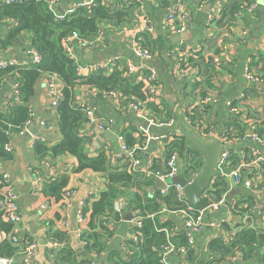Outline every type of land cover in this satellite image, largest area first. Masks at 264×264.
<instances>
[{"label": "crops", "instance_id": "0c3cea01", "mask_svg": "<svg viewBox=\"0 0 264 264\" xmlns=\"http://www.w3.org/2000/svg\"><path fill=\"white\" fill-rule=\"evenodd\" d=\"M4 0H0V4ZM90 0H63L58 6V13L65 11L74 12L80 3H88ZM127 2L126 0H108L105 6L114 9L119 4L135 6L134 22L123 25H116L112 22H102L99 26L97 36L87 38L89 43L77 40L69 36L65 41V51L78 68V74L87 77L90 74L85 71V67L91 63L106 61L111 58H119L122 63L131 60L134 64H139V60L134 57L133 48L135 39L140 28L145 25V34L153 38L162 36L165 40H170L172 47H165L156 54L155 65L160 72L162 92L156 101L145 103L134 97H127L116 91L115 94L102 93L88 85H80L75 88V105L78 107L89 106L95 115H100L106 120L113 122L110 131H100L95 125L86 124L81 129V135L87 139L85 152L90 157H97L101 153L107 156L109 167L124 168V160L128 157L122 149L119 134L123 135V141L127 143L126 134L132 132L134 145L129 146L130 150H135L139 164L135 172L145 174L154 170L162 171L165 167L164 160L167 156V145L174 140L184 137L181 129L191 133L185 122L187 110L196 107L202 113L204 108H200V99L205 91L209 93V87L202 83L205 79L204 73L207 67L201 64L205 60L204 56L217 55L222 60V69L216 72L215 81L211 93L214 96L212 106H208L204 119L206 128L214 130L219 134L229 121L228 105L232 101H237L243 94L246 101L240 106L242 113L238 121L231 126L234 135H252L256 119L264 121V87L259 89L258 84L264 85V0H243V5L249 7L255 5L253 12H244L243 17L235 14L236 21L233 24L219 27L217 22L209 23L211 13L214 12L215 0H186L192 13L185 33L190 34L187 41L172 43V38L177 36L167 31L165 23L166 11L157 0H139ZM242 5L239 6V8ZM12 22V21H11ZM13 23V22H12ZM10 23V24H12ZM5 24V23H3ZM9 23V27L11 26ZM8 27V28H9ZM7 25L2 26V35L7 36L9 29ZM184 34V33H183ZM82 40V39H81ZM32 45V35L29 32L22 33L6 48L0 45L2 55L0 60L14 61L18 66H29L30 58L27 49ZM172 48H176L178 55L170 57L168 55ZM198 53L200 56H195ZM185 59V74L179 75L177 60ZM190 60H193L191 63ZM253 70L262 77L261 83H254L247 77L246 71ZM53 79L57 90L62 95L64 83L56 75H45L36 83L35 95L28 103L32 117V124L25 133H11V147L13 158L4 162V170L8 172L14 183V189L18 195V210L20 222L14 228L16 237L20 241L32 242L36 245V254L33 256L38 264H71L62 259L61 252L67 247L70 248L79 259H89L86 244L83 242L82 234L88 230L90 215L84 213V209L93 202L100 199L101 194L107 188V177L92 170L78 172V160L71 155L52 157L48 155L47 164L39 158L35 151L36 143H45L48 146L57 145L61 139L59 130V115L56 108H52V96L50 94L47 80ZM204 81V80H203ZM2 82V81H1ZM200 86L194 88L196 83ZM216 83V84H215ZM16 84L14 79L0 83V106L8 107L15 101L12 88ZM206 88H203L205 87ZM214 89V90H213ZM201 92V93H200ZM21 101L18 103L20 104ZM142 103L143 109L136 112L131 104ZM14 103V104H18ZM149 118L163 121L162 125H150ZM257 119V120H258ZM205 121V120H204ZM199 122V121H198ZM42 123L44 126H42ZM202 123V122H201ZM145 130L139 133L138 127ZM109 133L113 134L109 135ZM238 137V138H239ZM235 138L229 145L231 152V162L233 168H238L243 164L242 152L257 148L264 155V142L252 144L250 142L240 143ZM181 173L178 176L187 181L196 173L186 171L183 159H180ZM259 171L260 186L255 190L244 188H229L224 192L225 201L229 205L222 206L218 210L207 213V220L214 224L225 221L228 226L234 227L242 222L244 216L236 213L233 208L242 197L251 195L255 199L256 206L252 208L253 228L264 229V210H256L264 207V163L258 169L257 165L248 166L242 169L244 177H249ZM67 177V185L64 192L74 191L73 197L67 202L63 195L60 199L50 197L45 194L46 184ZM222 177L216 176L215 180ZM153 186L150 193L160 192L158 183L162 182L150 177ZM214 180V181H215ZM227 182V181H226ZM64 194V193H63ZM208 197V194L205 195ZM211 200V199H209ZM120 203L121 221L110 223L111 236L108 237L107 248L100 255L92 254L95 264H108L110 254H121L126 259L130 258L131 251L126 242L132 233L133 220L136 213L128 207L124 197L118 199ZM214 201V200H213ZM216 202V201H214ZM225 202V203H226ZM244 208V206H243ZM251 207L248 208L250 210ZM84 213V221L79 222V213ZM133 214V215H132ZM131 219L125 220L126 217ZM162 223L171 221V232L186 230L185 222L181 216L163 215L159 218ZM225 223V224H226ZM242 224V223H241ZM228 234V233H227ZM225 238L223 230L207 228L204 232L194 235L196 244L185 255L173 254L168 257V264H208L209 252L208 244L215 237ZM61 237V238H58ZM17 248L13 258L14 263L23 262L25 254L21 248ZM264 252V247L262 248ZM194 252V257L190 260V252ZM262 253L257 252L251 259H244L243 254L230 259L228 264H264L260 261Z\"/></svg>", "mask_w": 264, "mask_h": 264}, {"label": "trees", "instance_id": "16d2710c", "mask_svg": "<svg viewBox=\"0 0 264 264\" xmlns=\"http://www.w3.org/2000/svg\"><path fill=\"white\" fill-rule=\"evenodd\" d=\"M243 0H228L222 15L218 20L219 27L233 24L235 14ZM135 6L119 4L114 9L98 1L89 10L77 8L64 20L58 21L55 12H52L42 0H28L22 4H0V21L2 26L10 24L9 34L2 35L0 45L8 47L22 33L29 32L32 35V46L37 48L42 55V63L39 65H29L19 68H8L0 71V83L14 79L20 89V104H12L8 107L0 106V161L6 162L13 158L12 153L5 150V145L11 141L10 134L19 133L21 128L30 120V109L28 103L35 95L37 81L45 75H56L63 83L62 100L56 108L59 115V130L62 136L61 141L55 146H48L45 143H36L35 151L41 159L48 155L52 157L71 155L78 160L77 171L92 170L107 177V188L101 194L100 199L93 202L84 209V213L90 215L88 230L82 234L83 241L86 242V251L89 259H79L76 254L66 248L61 252L62 259L71 264H95L93 253L100 255L107 248L108 237L111 236L110 223L121 221V216L114 209L115 202L124 197L130 210L138 214L141 212L143 226L139 232L141 236L138 243L132 240L126 242L131 254L126 259L121 254H110L108 264H161V246L167 243V236L163 231L165 228L170 231L171 221L162 223L159 219L162 211H177L185 208L186 204L179 201L175 193L162 196L160 192L150 193L149 189L153 186V181L145 174L134 172L130 165L124 168H111L108 164L107 156L101 153L97 157H90L85 152L87 139L81 135V129L88 123V118L83 109L75 105L74 91L80 85H88L100 92L119 91L127 97L137 98L139 101H147L144 86L135 84L124 76V72L117 67L110 74L94 73L87 77L79 76L76 63L68 57L65 51V41L73 33L79 32L82 38H93L99 32L102 22H112L116 25L129 24L134 22ZM217 22V21H216ZM5 23V24H3ZM1 26V30H2ZM2 34V31H1ZM141 46L151 52L162 51L165 47H172L170 40L163 39L162 36L153 38L148 33L141 35ZM192 63L193 60H190ZM201 64L207 67L204 73L205 79L202 81L207 87L213 84V75L216 73L204 60ZM2 81V82H1ZM201 82L196 83L194 88L200 86ZM206 93H203L204 97ZM198 108L190 107L186 115L193 121L208 123L204 119L203 113ZM258 119V118H257ZM256 121V133L260 138H264V121ZM205 120V121H204ZM230 138H238L227 132ZM127 146H133L134 140L132 132L126 134ZM129 147V146H128ZM167 157L177 153L186 165V171L197 172L199 164L204 159V154L194 146L187 138L180 137L167 145ZM233 163L230 162L229 168L232 170ZM154 171L158 169L153 167ZM67 185V177L58 178L49 182L45 187V194L60 199ZM228 184L225 179L220 178L214 181L210 190L207 192L211 201H218L222 198ZM244 206V208H243ZM256 206L255 199L251 195L241 198L233 208L237 209V214L252 217V208ZM251 207L250 210L248 208ZM209 218V216H207ZM14 225L4 219L2 212V197L0 195V233H5L7 240L0 243V258L12 260L16 255L17 248L10 240L13 234ZM223 230L228 233V241L218 236L208 244V264H228L230 259L243 254L244 259H251L261 252L260 261L264 263V229L253 228L249 224L238 223L233 228L228 224L223 225ZM136 232V228L132 229ZM171 232V231H170ZM230 232V233H229ZM61 238V237H58ZM177 247L186 246L187 237L184 230L175 232L170 239ZM194 257V252H190V260ZM257 257V256H256ZM19 264V263H13Z\"/></svg>", "mask_w": 264, "mask_h": 264}, {"label": "built area", "instance_id": "2783aa9c", "mask_svg": "<svg viewBox=\"0 0 264 264\" xmlns=\"http://www.w3.org/2000/svg\"><path fill=\"white\" fill-rule=\"evenodd\" d=\"M28 0H4L6 4H22L25 3ZM44 3L49 6L52 12H55V17L58 21H62L65 19L66 16L71 15L73 12L65 11L63 14L58 13V6L62 3L63 0H42ZM98 1H101L104 5L105 2L108 4V0H90L88 3H80L76 6L77 8H85L86 10H89L93 5H95ZM127 2L130 1H137L140 3L139 0H126ZM216 5L214 8V12L211 13L209 18V23H213L217 21L219 18L222 17L225 5L228 0H215ZM157 2L163 6L164 10L166 11V18L165 23L167 26V31L170 33H174L175 35H181L186 32L188 28V22L191 18V9L186 2V0H157ZM239 8L237 15L239 17L244 16V12H253L256 8L255 5L245 7L243 4ZM13 23H17L16 21L12 20ZM1 26L2 21H0V40H1ZM146 28L145 25H143L142 28L139 29L138 34L136 36V43L133 48L134 57L139 60V64H134L131 60H126L124 63L121 62L119 58H111L106 61H99L89 64L85 67V71H87L90 75L94 73H102L105 75L112 74L117 67L121 66V70L124 72V76L129 78L131 81H134L135 84H142L144 86L145 94L147 97V102L149 101H156L158 97L161 95L162 88H161V81H160V72L158 67L155 65L156 62V54L154 52H151L147 49H144L141 46V35L145 34ZM71 38H73L75 41L80 40L84 41L85 43H89L87 39H84L81 37L79 32H73L71 35ZM82 39V40H81ZM2 50L0 47V58ZM27 54L30 58L31 64L30 65H39L42 63V55L38 51L37 48L33 47L32 45L27 49ZM168 55L170 57H176L178 55L176 48H172ZM195 56H200V54L196 53ZM217 55H210V56H204L207 63L210 65L214 71L218 72L222 69L223 63L222 60H220ZM22 66H18L14 61L10 60H0V71L8 68H19ZM177 68L179 71V75L182 76L185 74L184 69H188L185 67V59L179 58L177 60ZM78 72V68H77ZM247 77L250 81L254 83H261L263 81L262 77L255 73L253 70L248 69L246 71ZM79 75V74H78ZM80 76V75H79ZM216 73L213 75L212 81H215ZM203 81L204 79L201 78ZM48 88L50 91V94L52 96V102L51 106L52 108H57L62 100V95L57 90L56 85L54 83L53 79L47 80ZM216 84V83H215ZM213 84L211 87H209V90L212 91ZM203 88H206L203 87ZM96 90V89H95ZM214 90V89H213ZM206 90H204L203 93H205ZM209 91L207 95L200 99V108H206L208 106H212L214 102V96ZM207 92V91H206ZM12 93L14 97V104L15 102L18 103L20 101V89L19 85L16 83L12 88ZM107 94H115L118 93L115 90L110 92H102ZM201 93V92H200ZM246 101V96L243 94L241 97L237 99V101H232L229 103V121L228 125L219 133L217 134L214 132V130H209L206 128V125L204 122H196L193 121L189 116H185V122L188 128L191 130V134L198 136L199 138L203 140H212L216 136H220L221 143L223 147H225L220 155V158L217 163L216 168V176L222 177L227 181L229 184V188H244L247 190H255L258 189L260 186L259 182V171L257 170L255 174H252L251 176L244 177L242 173V169L248 167V166H254L257 165L258 169L260 168L261 164L264 163V155H262L257 148L249 150H244L242 152V160L243 164L235 169H230V162H231V152L229 150V145L232 141L235 140V138H230L227 134L228 131L231 132V126L238 121L239 117L241 116L242 110L240 106ZM132 108L140 113L143 109L142 103H133L131 104ZM81 109L84 110L87 118H88V124L95 125L100 131H110L112 129L113 122L110 120H106L100 115H95L93 113V109L89 106H81ZM30 120L27 121V123L21 128L20 134L27 132L28 127L32 124V117L34 116L30 112ZM149 124L156 126V125H162L164 124L163 121H158L154 118H149ZM257 124L254 125L253 133L250 136H247V134L242 135L237 139V141H240V143L250 142L252 144L257 143H263L264 138H260L258 134L256 133ZM42 126L44 124L42 123ZM139 133L145 132L144 128L142 126H139L138 128ZM119 142L121 141L122 149L127 153L128 157L124 160L126 165H130L131 170L135 172L136 166L139 164V160L136 158V152L135 150H130V148L125 144L123 141V135L120 136L119 134ZM171 143V142H170ZM5 150L8 153H12L13 149L11 147V141L5 145ZM43 162L47 164L48 158H44ZM164 169L162 171H148L145 173V176L147 178H155L157 180H160L164 182L165 187L160 189V193L162 196H165L169 194L170 192H174L176 198L184 202L186 204L185 208L177 211H167L163 210L161 214L166 215H174V216H181L185 222V232L187 237V244L186 246H179L177 247L170 239L173 233L170 232L168 229H164L167 236V243L161 246V264H168V257L173 254H182L185 255L190 249H193L196 241L194 238V235L200 234L204 232L207 228H214L216 230H223V225L226 223L225 221L214 224L207 220V213L211 211L218 210L225 204V197L222 196V198L216 202L212 201V204L208 210H195L190 204L187 203L183 187L176 183L174 181L175 178H177L181 173V166H180V158L179 155L175 152L171 154L169 157H167L164 160ZM191 176L187 179V182L189 184L192 183L195 176ZM53 181V179H51ZM51 181V182H52ZM0 195L2 197V212L4 214V219L14 225V228L16 229V226L20 222V215L18 210V195L14 189V183L11 179V176L8 172L4 170V162L0 161ZM74 195V191L68 190L65 191L63 194L64 201L67 202L70 200ZM114 209L116 212H120V203L119 201L115 202ZM256 210H264V207L260 209L259 207L256 208ZM136 217L133 220V228H136V232L132 231L130 234V239L134 243H138L140 240V231L143 226V217L141 216V212H138V214H135ZM78 221L83 222L84 221V213L80 212L78 216ZM242 224H250L253 225V216L245 215L242 219ZM16 232L13 231V234L10 237L11 242L13 245H17L21 248L22 252L25 254V258L22 264H38L35 262L33 256L36 254V245L32 242L27 241H20L16 235ZM225 241H228V234L223 230ZM230 233V232H229ZM8 236L5 233H0V243L7 240ZM85 244L86 242L83 241ZM232 259V258H231ZM14 261L0 258V264H13ZM20 264V263H19Z\"/></svg>", "mask_w": 264, "mask_h": 264}, {"label": "water", "instance_id": "95a60500", "mask_svg": "<svg viewBox=\"0 0 264 264\" xmlns=\"http://www.w3.org/2000/svg\"><path fill=\"white\" fill-rule=\"evenodd\" d=\"M190 37L191 36L188 33L177 35L172 38V43L175 45L176 43L189 40ZM256 87L262 89L264 85L258 84ZM181 133L194 146L201 150V152L204 154V159L200 163L199 171L191 184L179 177L175 178L174 181L183 187L184 196L187 203L190 204L195 210H208L212 204V201L209 200V198L205 195L214 183L216 178L217 163L225 147H223L221 143L220 136H216L212 140L206 141L183 130V128L181 129ZM109 135H112L115 138L113 134L109 133ZM158 187L160 189L164 188V182H159ZM225 204L228 206L229 201H227ZM125 220L130 221L131 219H129L127 216Z\"/></svg>", "mask_w": 264, "mask_h": 264}]
</instances>
